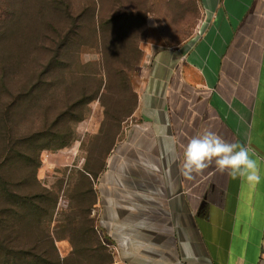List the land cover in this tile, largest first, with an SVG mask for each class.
<instances>
[{
  "label": "crops",
  "instance_id": "1",
  "mask_svg": "<svg viewBox=\"0 0 264 264\" xmlns=\"http://www.w3.org/2000/svg\"><path fill=\"white\" fill-rule=\"evenodd\" d=\"M198 1L190 36L149 47L134 118L93 179L119 264H264V0ZM204 130L250 146L260 182L215 165L182 176Z\"/></svg>",
  "mask_w": 264,
  "mask_h": 264
},
{
  "label": "rangeland",
  "instance_id": "2",
  "mask_svg": "<svg viewBox=\"0 0 264 264\" xmlns=\"http://www.w3.org/2000/svg\"><path fill=\"white\" fill-rule=\"evenodd\" d=\"M3 2L0 42L5 37L13 48L23 43L25 52L9 67L0 95V114L5 116L0 127V172L11 182L31 169L37 185L52 193L49 201L37 205L30 222L51 219L43 230L50 232L62 259L73 257L77 249L92 253L93 263L119 264L98 228L93 179L134 118L149 47L173 45L190 36L201 20L199 1L68 0L73 16H82L77 24L86 38L74 41L62 65L54 62L59 42L52 28L65 21L60 22L51 0H8V11ZM20 8L23 23L16 36ZM118 9L134 15V27L123 39L120 33L111 35L104 53L91 17L95 11L105 20ZM3 49L0 46V52ZM35 186L17 184L22 193ZM4 205L0 201V209ZM5 225L0 224V232ZM7 235L16 237L12 247L20 248L21 243H31L32 236L40 240L46 234L0 237ZM93 247L97 249L91 252Z\"/></svg>",
  "mask_w": 264,
  "mask_h": 264
},
{
  "label": "trees",
  "instance_id": "3",
  "mask_svg": "<svg viewBox=\"0 0 264 264\" xmlns=\"http://www.w3.org/2000/svg\"><path fill=\"white\" fill-rule=\"evenodd\" d=\"M7 3L8 0H4V11H8L7 8H9V6ZM70 6L71 4L68 0H51V7L58 11L60 22L65 21V24L59 28L55 30V26L52 28V31H55L54 34L57 39L56 41L59 42L57 50L54 52V62L60 61L62 62L61 65L66 63L63 62L64 58L71 55L75 45L74 41L86 38L81 25L79 26L77 24V20H81L82 16L79 14L77 18L74 17L73 13H71ZM0 10H3L1 0ZM120 13L121 10L118 9L116 10L115 15L105 20L100 19V16L96 15L97 13H95V11L92 14L91 19L96 23V26L94 27V34L96 39L100 37L104 53H106V48L108 50L110 47L109 38L111 35L120 33L121 38L123 39L130 33L129 31L133 30L134 26L132 25L134 15L126 13L124 15L123 13ZM135 21H137L136 18ZM21 23H23L22 8H20L18 13V22L15 29L18 33L17 35L15 33L16 36L20 34L18 30H22ZM129 25H131V27ZM0 44V46L4 48V51L0 52L1 95V93L6 89L5 79L9 67L18 64V60H20V57L22 58L24 56L25 50H22L23 43L21 45H17L16 48H13L14 45L12 47L8 39L5 37L2 38ZM7 53H9L8 56ZM14 55L17 56L16 59L12 58ZM4 119L5 116L0 114V127L3 125ZM32 138L33 137H31L30 140ZM31 142L32 141H28L26 144L29 145L27 152L31 151ZM87 175L90 177L91 173H87ZM27 182H30V185L32 183L36 184V186L32 187L30 191L22 193L18 190L17 184L23 185ZM51 195L52 193L49 190L37 185L35 173L33 174L31 169L11 182L0 172V201L5 204L4 207L0 209V224H6L0 234H46L40 238V240H38L37 237L32 236V242L21 243L20 248L12 247L17 239L13 235L0 237V264H96L93 263L92 253L88 251L83 253L81 250L78 251L77 249H75L73 257L71 256L67 259H62L57 252L54 240L49 235L50 232H45L43 230V226H45V224H50L51 219L46 222L40 221V223L37 219L34 223L33 221L30 222L32 214L39 210V206L37 205L43 201H49ZM56 203L57 198L54 199V205H56ZM93 234H95V232H93ZM96 249V247H93L91 252H94ZM86 253L89 254V258Z\"/></svg>",
  "mask_w": 264,
  "mask_h": 264
},
{
  "label": "clouds",
  "instance_id": "4",
  "mask_svg": "<svg viewBox=\"0 0 264 264\" xmlns=\"http://www.w3.org/2000/svg\"><path fill=\"white\" fill-rule=\"evenodd\" d=\"M167 150L175 156L174 141ZM212 165L220 172L227 171L233 178L245 179L250 183H259L261 179L259 163L250 146L228 142L215 132L204 130L184 146L180 172L191 180Z\"/></svg>",
  "mask_w": 264,
  "mask_h": 264
},
{
  "label": "built area",
  "instance_id": "5",
  "mask_svg": "<svg viewBox=\"0 0 264 264\" xmlns=\"http://www.w3.org/2000/svg\"><path fill=\"white\" fill-rule=\"evenodd\" d=\"M262 233H263L262 251H263V253H264V226H263Z\"/></svg>",
  "mask_w": 264,
  "mask_h": 264
}]
</instances>
